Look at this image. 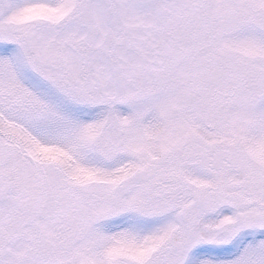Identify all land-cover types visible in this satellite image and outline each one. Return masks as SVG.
<instances>
[{
  "label": "snow or ice",
  "instance_id": "snow-or-ice-1",
  "mask_svg": "<svg viewBox=\"0 0 264 264\" xmlns=\"http://www.w3.org/2000/svg\"><path fill=\"white\" fill-rule=\"evenodd\" d=\"M0 264H264V0H0Z\"/></svg>",
  "mask_w": 264,
  "mask_h": 264
}]
</instances>
